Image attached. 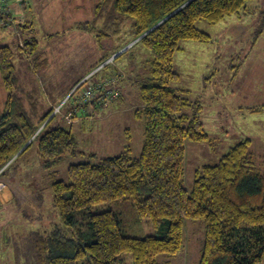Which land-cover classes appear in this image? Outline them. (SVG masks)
<instances>
[{"label":"trees","instance_id":"1","mask_svg":"<svg viewBox=\"0 0 264 264\" xmlns=\"http://www.w3.org/2000/svg\"><path fill=\"white\" fill-rule=\"evenodd\" d=\"M246 1L113 0L115 16L134 20L135 37L142 36L138 42L152 55L151 75L139 86L142 104L134 110L143 122L141 154L134 157L130 145H125L124 151L97 163L71 164L68 182L51 175L52 200L60 222L31 231L33 252L15 251L16 264H79L87 257L88 264H117L124 253L132 254L133 264H161L159 255H174L184 248L187 219L204 224L199 264H254L264 259V170L253 160L251 139L238 142L217 162L199 168L188 190L185 141L203 142L209 135L202 105L171 85L180 79L173 66L176 52L182 49L180 41H212L197 21L217 24L239 14ZM262 19L264 24V14ZM25 22H19V27ZM77 27L94 29L91 21ZM22 45L32 52L38 41L23 39ZM112 54L105 55L99 65ZM13 56L11 46L0 45V73L8 91L7 112L0 114V182L9 185L17 198H26L29 191L19 180L13 181L17 177L10 171L14 163L38 139L40 164L48 168L65 155L75 154L77 141L71 129L51 125L54 116H46L39 126L30 125L21 105L13 103ZM114 83L115 79L108 78L92 84L94 100L116 91ZM36 192L33 201L41 204L42 196ZM115 200L132 201L139 218L150 219L160 234L125 235L115 211L89 210L93 204Z\"/></svg>","mask_w":264,"mask_h":264},{"label":"rangeland","instance_id":"2","mask_svg":"<svg viewBox=\"0 0 264 264\" xmlns=\"http://www.w3.org/2000/svg\"><path fill=\"white\" fill-rule=\"evenodd\" d=\"M29 1L25 11L37 18L34 28L39 49L37 52L25 51L22 40H28V37L25 32L21 33L19 23L10 24L17 35L16 38L13 36L14 40L22 34L18 43L10 45L15 65L13 103L21 105L28 122L35 127L46 116L49 115L48 119L54 116L51 125L71 129L77 146L75 154H67L46 168L38 163L40 151L36 139L14 163L10 171L16 172L17 177L13 181L19 180L29 192L26 198L19 195L11 211L17 217L14 221L17 229L15 233L10 231L7 234L14 235L10 244L3 243L5 235L0 228V252L4 253L11 247L15 251L33 252L31 231L44 230L52 222H60L52 200L51 175L68 182L71 164L97 163L102 157L124 151L125 145H130L134 157L141 154L143 122L133 113L142 104L140 83L151 75L150 50L135 37L131 17L119 19L115 16L113 0ZM245 4L239 14L217 24L197 21V27L209 33L212 41L182 40V49L174 56L173 66L180 79L171 85L184 90L185 96L202 105V119L209 135L207 141H185L184 184L188 190L192 188L199 168L217 162L232 146L248 138L251 139L253 160L264 170V0H247ZM41 15L42 20L39 19ZM85 21H91L94 29L88 31L75 27L78 22ZM45 31L52 33V38L45 35ZM47 39L51 41L47 42ZM111 53L110 58L99 65L102 58ZM115 55L120 56L116 58ZM114 69L124 74L116 86L117 91H114L117 98L85 99L83 87L91 91L92 84L108 77ZM7 94L0 73V114L7 112ZM92 103L98 109L97 113L94 110L95 114L87 108ZM101 103L103 105L100 106ZM116 104L119 105L116 107ZM113 105L115 108L110 110ZM71 108L78 114L79 121L74 123L72 118V121L65 119V113ZM90 112L94 120L91 122L85 117L87 120L83 126L79 116ZM91 152L95 155H90ZM36 191L42 196L41 204L33 201ZM89 210L115 211L122 219L125 235L144 237L160 234L150 219L139 218L132 201L97 203ZM185 228L184 248L174 255H159V263L199 264L205 238L203 221L187 219ZM6 262L16 264L12 256L10 261L0 259V264ZM88 263L89 257L79 261V264ZM117 264H133L132 254H122ZM254 264H264V259Z\"/></svg>","mask_w":264,"mask_h":264},{"label":"crops","instance_id":"3","mask_svg":"<svg viewBox=\"0 0 264 264\" xmlns=\"http://www.w3.org/2000/svg\"><path fill=\"white\" fill-rule=\"evenodd\" d=\"M25 1H26L25 7L22 8V7H16V6H14L13 7V10H14V12H15V14L17 16H20V15H22V16L24 15L25 16V19H26L25 26L21 27V30L20 31H21V33H24L25 32V36L28 37V40H31V39H33V37L36 38V33H35V28H34L35 27V23L34 22H35V20L37 18L35 19L30 14H28V15L26 14L25 9L30 5V1L29 0H25ZM42 16L43 15H41L39 19L42 20ZM48 20L49 21H52V18L51 17H48ZM45 21H47L46 17H45ZM79 23L80 22H78L77 24H79ZM77 24L75 26L76 28H78L77 27ZM78 29H80V28H78ZM47 32L48 31H45V35H48L49 37L52 38V35L53 34L52 33L47 34ZM13 36H15V38H16L17 35L12 31V26L10 24L5 25L3 23L2 24L0 23V42L2 43L1 45L6 44V45H9L10 46V45H13L16 42L18 43V41L22 37V34H21V36H19V38L17 40H14V37ZM7 40H8V42H7ZM50 41H51V39H47V42H50ZM18 46H19V44H18ZM38 47H39V41H38L37 47L34 46L32 48V52H35V51L37 52L38 49H39ZM123 76H124V74L122 72L118 71V69H114V71L108 77L101 78V81H105L108 78L115 79V83L114 84H115V86L118 87L119 82L121 80V77L123 78ZM84 77L85 76H83L81 79H83ZM81 79L78 80L77 83H79L81 81ZM109 96H111V95H108L106 98L109 99L108 98ZM120 96H121V93H120ZM112 98L113 99H116L117 97H115V95H114V97H112ZM101 105H103V104L101 103L100 106ZM118 105L119 104H116V107ZM87 108H88L89 111H93L94 114H95L94 110H96V113H97V110L98 109L95 107L94 103H92L91 106L88 105ZM114 108H115V105H113L110 110H112ZM70 110H72V108ZM67 113H65V115ZM77 115H78L77 114V111H75L74 117L72 119L73 121L71 120L73 123L76 122V121H79ZM100 115H105V114L104 113H101ZM75 117H77L76 120H74ZM79 117H80V120L82 121L83 126L85 125V122L87 120V119H85V117H88V119H89L88 121L93 122V120H94V117L91 114V112L88 115H85V116L81 115ZM65 119H66V117H65ZM91 153H95V152H91ZM38 163L40 164V158L38 160ZM16 203H17V196H15V193L12 191V189H11V187L9 185L4 184V186L0 189V228L3 231L2 233H4V235H5L4 236V241H3V243L5 242V244H7V243L10 244L11 241H12V238L11 237L14 236V235H7V234H9L10 231H13L15 233V231L17 229V226H16V224L14 222L17 217H16L15 214H11V211L14 208V206H15ZM15 254H16L15 253V249L13 247H11V250L9 252H6V253L0 252V259H6V260L10 261L11 260V256H12V261H15V258H16V255ZM5 264H14V263L6 262Z\"/></svg>","mask_w":264,"mask_h":264},{"label":"built area","instance_id":"4","mask_svg":"<svg viewBox=\"0 0 264 264\" xmlns=\"http://www.w3.org/2000/svg\"><path fill=\"white\" fill-rule=\"evenodd\" d=\"M26 3L25 0H0V23L3 24H17L19 22H21L23 20V16H17L13 10V7H21L22 5H24ZM85 81V80H84ZM83 81V82H84ZM84 88V97L86 98H91L92 101H94L95 99V88L92 86L91 91L90 90H85V86ZM115 90L112 91H107L105 92V95H112V97H114V95H116V93L114 92ZM117 91V90H116ZM75 113V109L70 110L66 115V119L71 121V118L73 119V115ZM4 186L3 182H0V189Z\"/></svg>","mask_w":264,"mask_h":264},{"label":"water","instance_id":"5","mask_svg":"<svg viewBox=\"0 0 264 264\" xmlns=\"http://www.w3.org/2000/svg\"><path fill=\"white\" fill-rule=\"evenodd\" d=\"M141 37H142V36H140L139 38H141ZM139 38H138V39H139ZM115 57H116V55H115ZM21 150H22V149H21ZM9 163H10V161H9L4 167H6ZM4 167H3V168H4Z\"/></svg>","mask_w":264,"mask_h":264}]
</instances>
